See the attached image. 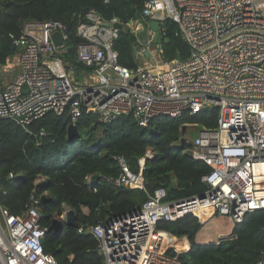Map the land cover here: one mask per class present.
Here are the masks:
<instances>
[{
	"label": "built area",
	"instance_id": "2783aa9c",
	"mask_svg": "<svg viewBox=\"0 0 264 264\" xmlns=\"http://www.w3.org/2000/svg\"><path fill=\"white\" fill-rule=\"evenodd\" d=\"M167 18L189 45L185 59L164 58ZM151 21L160 24L158 41ZM117 23L122 24L119 18L107 20L92 10L78 26L83 42L77 60L92 71L76 81L60 54L69 38L66 24L56 19L25 22L23 36L14 39L16 72L10 68L0 75V122L10 119L29 131L49 112L68 113L73 123L90 113L103 123L131 116L148 127L161 115L181 118L217 107L218 126L199 128L189 149L210 167L202 178L208 185L203 193L171 199L160 186L139 209L78 228L98 240L104 264H183L178 254L187 249L169 244L173 237H183L159 229L161 221L188 214L202 223L225 217L231 230L219 233L220 241L236 238L246 216L264 210V0H147L138 23L127 24L133 32L142 27L146 33L137 50L141 62L132 68L119 62ZM56 32L61 33L59 46ZM154 157L148 150L134 171L120 156L122 170L111 180L118 187L148 192L145 164ZM1 193L7 191L0 184ZM42 201L33 194L17 215L0 199V264H60L44 248L50 227L42 224Z\"/></svg>",
	"mask_w": 264,
	"mask_h": 264
},
{
	"label": "trees",
	"instance_id": "16d2710c",
	"mask_svg": "<svg viewBox=\"0 0 264 264\" xmlns=\"http://www.w3.org/2000/svg\"><path fill=\"white\" fill-rule=\"evenodd\" d=\"M146 1L0 0V64L5 65L9 59L14 61V39L23 36L25 22L56 19L66 24L69 34L60 54L74 72L75 80H83L92 68L77 60L76 49L83 42L77 28L95 10L107 20L119 18L122 22L124 27L115 42V50L122 65L135 67L141 62L137 50L146 33L145 30L133 32L127 24L138 23ZM164 27L167 31L162 40L164 58L185 59L190 49L179 35L177 24L167 18ZM219 119L217 107L181 118L161 115L153 118L148 127L139 125L131 116L103 123L96 116L84 113L75 121L79 136L72 139L68 137V127L73 120L68 113L49 112L33 122L29 131L4 119L0 122V184L7 193L0 194L1 202L18 215L33 194H46L48 200L41 202V220L49 227L56 213L61 215L66 207L73 209L79 226H65L60 234L50 230L44 239L45 250L60 264H104L98 240L90 233H80L78 228L139 209L160 186L167 189L171 199L203 193L208 185L202 178L210 167L188 155L191 143L178 144V141L182 139L185 124L215 128ZM43 130L46 135L41 136ZM148 150L155 154L145 164L148 192L115 185L111 179L122 170L118 158L124 156L131 169L138 171L139 159ZM11 172L14 177L10 176ZM93 174L101 176L95 186L90 184ZM38 182L42 186H37ZM203 227L197 217L188 214L175 221H161L158 228L189 238L190 248L187 244L183 249L188 250L178 254L183 264H258L260 261L264 264V210L247 215L236 228V238L201 243L198 239ZM174 239L177 240L173 237L170 241Z\"/></svg>",
	"mask_w": 264,
	"mask_h": 264
},
{
	"label": "water",
	"instance_id": "95a60500",
	"mask_svg": "<svg viewBox=\"0 0 264 264\" xmlns=\"http://www.w3.org/2000/svg\"><path fill=\"white\" fill-rule=\"evenodd\" d=\"M116 26L119 29L123 28V25L121 23H117ZM150 27L155 31L154 41H158V39H159V30H160L159 22L158 21H151L150 22ZM142 32L143 31L141 29L138 31V33H142ZM53 39L55 41V44L59 46L61 44V42H62L61 33L60 32L54 33L53 34ZM13 54H16V46L15 45L13 46ZM145 54L149 58L151 57V53L149 51H145ZM187 128L188 127L185 124L183 126V129H182V134L183 135L186 133ZM78 136H79V129H78L77 125L75 123L70 124L69 127H68V137L70 139H72V138L78 137ZM188 155L192 157V153L190 151L188 152ZM100 179H101L100 175L93 174L90 177V184L92 186H95L97 183H99ZM42 184H43L42 182H38L37 186H42ZM41 198H42L43 201L48 200L46 194H43L41 196ZM65 226L66 227H68V226L78 227L79 226L77 213L71 208H68L67 210H65L63 215H60V214L56 213L55 217L51 221L50 230H52L56 234H60L63 231ZM188 240H189V238H188ZM189 243H190V240H189ZM189 248H190V246H189Z\"/></svg>",
	"mask_w": 264,
	"mask_h": 264
},
{
	"label": "rangeland",
	"instance_id": "374dc122",
	"mask_svg": "<svg viewBox=\"0 0 264 264\" xmlns=\"http://www.w3.org/2000/svg\"><path fill=\"white\" fill-rule=\"evenodd\" d=\"M187 131L186 133L182 136V139L186 141L187 143H191L195 136L198 134L199 128L202 126L198 124H193L189 123V126L187 125ZM99 134L101 132H98ZM179 144V142H178ZM56 200V196H55ZM66 210L68 208H65ZM87 211V209H86ZM203 231H202V236L199 237V241L201 243H214L218 241V235L219 233H229L231 230V223L225 218V217H217V218H211L209 220H206L203 222ZM205 240V241H204ZM170 243L175 244L178 248L181 249L186 247L188 244V241L185 239L181 240H173ZM190 245V244H189Z\"/></svg>",
	"mask_w": 264,
	"mask_h": 264
},
{
	"label": "crops",
	"instance_id": "0c3cea01",
	"mask_svg": "<svg viewBox=\"0 0 264 264\" xmlns=\"http://www.w3.org/2000/svg\"><path fill=\"white\" fill-rule=\"evenodd\" d=\"M0 66H1V68H0V75H4V73L6 72L5 70H10L12 72V69H13V72H16V69H17V59H15L14 65H13V67H11L12 69H10V68L9 69H6V67L8 66L7 63L5 65H0ZM66 208H68V207H66ZM85 211H86V209H85Z\"/></svg>",
	"mask_w": 264,
	"mask_h": 264
},
{
	"label": "bare ground",
	"instance_id": "6f19581e",
	"mask_svg": "<svg viewBox=\"0 0 264 264\" xmlns=\"http://www.w3.org/2000/svg\"><path fill=\"white\" fill-rule=\"evenodd\" d=\"M14 62H15V59H14V61H9V64H8V66L6 67V69H9V68L13 67ZM204 241H205V240H204Z\"/></svg>",
	"mask_w": 264,
	"mask_h": 264
},
{
	"label": "clouds",
	"instance_id": "9594fccd",
	"mask_svg": "<svg viewBox=\"0 0 264 264\" xmlns=\"http://www.w3.org/2000/svg\"><path fill=\"white\" fill-rule=\"evenodd\" d=\"M182 144V143H181ZM177 237V236H176ZM183 238H187L188 239V237H183ZM190 244V243H189ZM190 246V245H189ZM188 250V249H187Z\"/></svg>",
	"mask_w": 264,
	"mask_h": 264
}]
</instances>
